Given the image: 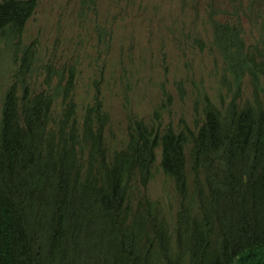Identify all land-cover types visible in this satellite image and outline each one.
Masks as SVG:
<instances>
[{
	"label": "trees",
	"instance_id": "obj_1",
	"mask_svg": "<svg viewBox=\"0 0 264 264\" xmlns=\"http://www.w3.org/2000/svg\"><path fill=\"white\" fill-rule=\"evenodd\" d=\"M40 1L0 0V40L15 52ZM206 6L225 95L200 96L193 128L163 124L169 95L151 119L132 117L126 146L110 152L99 93L82 125L74 117L73 67L49 74L53 90L15 82L3 94L0 264H264V0L240 2L231 17ZM33 57L26 50L17 78ZM59 101L62 117L49 120ZM159 151L179 196L172 219L132 203L154 178Z\"/></svg>",
	"mask_w": 264,
	"mask_h": 264
},
{
	"label": "rangeland",
	"instance_id": "obj_2",
	"mask_svg": "<svg viewBox=\"0 0 264 264\" xmlns=\"http://www.w3.org/2000/svg\"><path fill=\"white\" fill-rule=\"evenodd\" d=\"M207 1L41 0L15 47L17 52L0 40V100L15 82L19 87L29 85L33 92L53 90L58 79L50 86L49 74L73 67L77 74L73 97L78 106L74 117L82 125L99 93L110 119L106 137L112 148L123 147L129 114L151 118L169 95L172 104L163 111V124L179 128L185 120L194 125L202 118L201 95L207 93L216 103L225 95L223 63L211 44L206 22ZM211 1L231 17L244 0ZM238 15L242 24L249 26L241 11ZM229 17L220 15L223 20ZM26 50L34 52L31 69L17 78ZM181 86L184 94H180ZM244 95L251 96L248 80ZM60 106L59 101L49 120L62 117ZM158 157L154 178L134 193L132 203L152 214L158 209L160 216L172 219L179 196L175 182L159 167L160 151Z\"/></svg>",
	"mask_w": 264,
	"mask_h": 264
},
{
	"label": "clouds",
	"instance_id": "obj_3",
	"mask_svg": "<svg viewBox=\"0 0 264 264\" xmlns=\"http://www.w3.org/2000/svg\"><path fill=\"white\" fill-rule=\"evenodd\" d=\"M248 2H249V0H244L243 2H242V4H243V6L246 8V6H247V4H248ZM206 22H207V10H206ZM208 24V23H207ZM209 25V24H208ZM210 33H211V30H210ZM201 46H204L203 44H201L200 45V47ZM204 48H205V46H204ZM203 48V49H204ZM202 49V48H201ZM163 95H164V93H163ZM154 113V112H153ZM109 116V115H108ZM132 117H136V118H138V119H151V118H145V117H141V116H138V115H135V114H129L128 115V126H127V139H126V141H125V143H124V145H123V147H121V148H112L110 145H108V142H107V137H106V130H107V128H106V130H105V139H106V144H107V146H108V148H109V150H110V152H115V151H119V150H121V149H123L125 146H126V144H127V141H128V134H129V130H130V127H131V123H132ZM130 118H131V120H130ZM109 121H110V119H109ZM184 123H186L187 125H189L190 127H194L195 126V121H194V125H190L189 123H187L185 120H182L181 121V124H180V126H179V128L184 124ZM109 124V123H108ZM108 126V125H107ZM179 128H177V129H179ZM158 160H159V157H158ZM160 160H161V156H160ZM157 163H158V161H157ZM156 163V164H157ZM160 163V162H159ZM150 183V182H149ZM137 191V190H136ZM135 191V192H136Z\"/></svg>",
	"mask_w": 264,
	"mask_h": 264
}]
</instances>
